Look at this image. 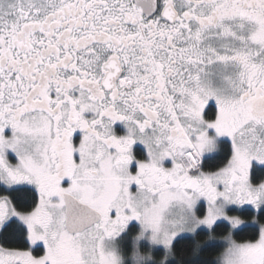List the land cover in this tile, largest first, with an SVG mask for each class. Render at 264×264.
<instances>
[{"label":"snow or ice","instance_id":"1","mask_svg":"<svg viewBox=\"0 0 264 264\" xmlns=\"http://www.w3.org/2000/svg\"><path fill=\"white\" fill-rule=\"evenodd\" d=\"M0 264H264V0H0Z\"/></svg>","mask_w":264,"mask_h":264},{"label":"trees","instance_id":"2","mask_svg":"<svg viewBox=\"0 0 264 264\" xmlns=\"http://www.w3.org/2000/svg\"><path fill=\"white\" fill-rule=\"evenodd\" d=\"M207 257L214 258L215 252L213 250H210L208 254H206Z\"/></svg>","mask_w":264,"mask_h":264}]
</instances>
